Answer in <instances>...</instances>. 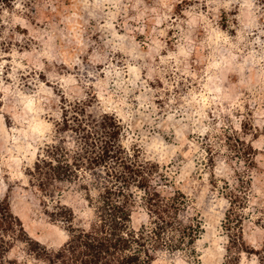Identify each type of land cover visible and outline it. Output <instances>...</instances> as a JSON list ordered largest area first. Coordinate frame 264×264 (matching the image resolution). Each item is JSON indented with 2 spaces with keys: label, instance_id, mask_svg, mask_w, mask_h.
I'll return each mask as SVG.
<instances>
[{
  "label": "rangeland",
  "instance_id": "374dc122",
  "mask_svg": "<svg viewBox=\"0 0 264 264\" xmlns=\"http://www.w3.org/2000/svg\"><path fill=\"white\" fill-rule=\"evenodd\" d=\"M0 23V198L31 237L52 250L69 238L66 225L46 214L27 173L54 139L63 108L86 101L118 119L123 145L159 163L202 218L194 256L162 253L153 264L262 263L264 0H15ZM242 125L256 155L239 253L228 252L222 189L234 173L219 154L226 152L224 134ZM63 188L73 224L86 227L93 210L85 192ZM148 220L137 204L133 228ZM24 247L16 243L10 256L37 264Z\"/></svg>",
  "mask_w": 264,
  "mask_h": 264
},
{
  "label": "trees",
  "instance_id": "16d2710c",
  "mask_svg": "<svg viewBox=\"0 0 264 264\" xmlns=\"http://www.w3.org/2000/svg\"><path fill=\"white\" fill-rule=\"evenodd\" d=\"M14 2L0 0V19L3 9ZM90 106L78 101L63 108L54 139L46 143L27 173L46 214L66 225L68 240L58 250L48 248L29 235L8 199L0 198V264H19L10 256L18 242L37 264H153L162 253L194 256L204 225L199 213L191 210L189 193L171 183L159 163L142 159L139 151L131 152L123 145L122 125L114 115L95 113ZM246 128L242 125L240 132L225 133L226 152L219 154L232 168L235 182L224 180L222 187L229 203L226 227L232 232L228 252L243 251V226L250 219L244 210L252 202L250 170L256 150L240 134ZM208 153L212 154L211 148ZM209 161L213 163L214 158ZM211 183L217 188L215 178ZM66 184L77 185L86 194L93 210L86 227L73 224L74 211L60 200ZM137 204L147 210L149 220L134 229ZM257 254L264 264V248Z\"/></svg>",
  "mask_w": 264,
  "mask_h": 264
}]
</instances>
